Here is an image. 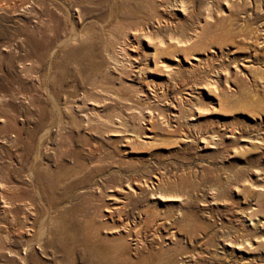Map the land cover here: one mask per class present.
Wrapping results in <instances>:
<instances>
[{"label": "rangeland", "instance_id": "374dc122", "mask_svg": "<svg viewBox=\"0 0 264 264\" xmlns=\"http://www.w3.org/2000/svg\"><path fill=\"white\" fill-rule=\"evenodd\" d=\"M0 185L74 240L37 264H117L89 224L118 264H264V0H0Z\"/></svg>", "mask_w": 264, "mask_h": 264}, {"label": "bare ground", "instance_id": "6f19581e", "mask_svg": "<svg viewBox=\"0 0 264 264\" xmlns=\"http://www.w3.org/2000/svg\"><path fill=\"white\" fill-rule=\"evenodd\" d=\"M176 2V1H175ZM175 4V3H174ZM182 4V3H181ZM177 4L175 8L180 10L182 13H184V8L183 5ZM175 6V5H174ZM172 8V7H171ZM174 8V7H173ZM216 15V14H215ZM206 17V16H205ZM203 22H206L203 20ZM203 22L199 24V29H202L203 27ZM134 31L136 35H133L132 39H137L134 40L135 42H138L139 39H145L147 41V44L150 45L151 43L155 42L152 41V39L155 40V38L151 37V34L146 33L144 31L143 26L141 25H136L134 27ZM189 31V29H188ZM196 31V30H195ZM195 34V32H194ZM197 34V33H196ZM240 34V33H239ZM241 35V34H240ZM254 35V34H253ZM257 36V35H256ZM191 37V36H190ZM255 37V36H254ZM258 37V36H257ZM253 38V37H252ZM258 39V38H257ZM234 40V39H233ZM255 41V39H253ZM65 40H62L61 42L59 41L54 45V47L51 49V52H53L54 49H56L57 46L62 44ZM187 41V40H186ZM184 41V42H186ZM192 41V40H191ZM193 42V41H192ZM177 44H183L182 40H176ZM123 45V42L121 43V46ZM120 46V49H121ZM168 45L165 44L163 41H158L157 45L153 46L154 51L158 49H165L167 48ZM133 51L132 49H130ZM120 53V51H119ZM154 54V52L152 53ZM124 55V60L131 61L128 63V72L129 75H132L133 71H136V74H139L141 71L145 70V67H141L140 62L137 61L136 64L135 58L136 54L133 53H126L123 52ZM253 56V55H252ZM153 57V55H152ZM227 59V57H226ZM248 59V58H247ZM253 59V58H252ZM194 60H198L196 57H194ZM199 61V60H198ZM232 61V59H231ZM230 61V62H231ZM234 61V60H233ZM197 62V61H196ZM238 62V61H237ZM154 63V62H153ZM190 66L195 65V62H189ZM229 63V62H228ZM236 64V63H235ZM156 65V64H155ZM154 65V66H155ZM234 66V64H232ZM231 65V66H232ZM245 66V65H244ZM155 68V67H154ZM173 68V67H172ZM227 68V67H226ZM169 66L166 69V77H168L169 74H171L172 70ZM225 69V68H224ZM250 70V69H249ZM151 71V70H149ZM174 71V70H173ZM248 71V70H247ZM175 72V71H174ZM233 74V72H232ZM251 74V72H250ZM235 75V74H234ZM249 75V74H248ZM119 76V75H118ZM165 76V75H164ZM229 76V75H228ZM251 76H253L251 74ZM233 77V76H232ZM255 77V76H254ZM236 78V77H235ZM257 78V75H256ZM258 80L261 78H257ZM256 79V80H257ZM119 80V79H118ZM89 84V89L94 93L92 97H85L81 102L83 103H90L92 107L96 106L95 101L97 104L98 98L103 100L107 97H111L110 95L115 96V94L108 93L110 90H108L107 86L104 85L103 81V76L102 78H99V80H96V78H90L87 80ZM121 83V82H120ZM124 85V84H123ZM126 85V84H125ZM131 86V85H129ZM107 87V88H106ZM111 88V87H110ZM87 95V93H86ZM109 95V96H108ZM158 96V95H157ZM125 98V97H124ZM90 99V100H87ZM128 99V98H127ZM125 100V99H124ZM100 103V102H99ZM74 104V103H73ZM79 106V105H78ZM129 108V107H128ZM127 108V109H128ZM87 110V109H86ZM129 111V110H128ZM135 111V110H134ZM60 113V112H59ZM81 113V112H80ZM83 113V112H82ZM198 113V112H197ZM86 113L80 114L81 116H85ZM107 115V114H106ZM86 118V117H84ZM192 118V117H191ZM61 119V118H60ZM196 119V118H195ZM111 121V120H110ZM118 121V120H116ZM148 121V120H147ZM113 122V121H112ZM117 123V122H116ZM107 124V123H106ZM109 124V123H108ZM121 124V123H119ZM125 125V124H124ZM100 126V125H99ZM47 127V126H46ZM138 127V126H137ZM103 130V129H102ZM116 130V129H115ZM132 130V129H131ZM99 131V130H98ZM123 131V130H122ZM46 132V131H44ZM118 132V130H117ZM112 133V132H111ZM122 133V132H121ZM124 134V133H123ZM243 139V138H242ZM40 140V139H39ZM113 159V158H112ZM92 168V167H91ZM96 170V169H95ZM35 174V173H34ZM34 175L32 172L28 173V177L32 178ZM85 177V176H84ZM96 177V176H95ZM3 183V182H2ZM11 186V185H10ZM11 188V187H10ZM8 187H5L0 185V209L1 212L4 215H10V217H6L3 219L4 221V226L6 227L5 231L3 234L0 233V256L2 255L1 260L4 262L6 261L7 264H37L36 263V257L34 258V253L33 250L37 248L41 252H46L49 248V246L56 242L59 244V248L61 251H70L73 246L71 245L74 240L68 241V240H63V238L59 235V233L56 231L55 236L52 233V229L48 226L47 220V215H37V209L34 201H32L29 198H26L24 193H17L13 194ZM14 188V187H13ZM98 188V187H97ZM12 189V188H11ZM38 189V188H37ZM36 189V190H37ZM16 190V189H15ZM17 191V190H16ZM160 192V191H159ZM158 195V194H157ZM111 196V195H110ZM161 199V198H160ZM173 199V198H172ZM18 205V206H17ZM18 207V208H17ZM14 209V210H13ZM12 212H14L16 215H12ZM48 214V213H47ZM90 219V218H89ZM83 223V222H82ZM89 223V222H88ZM52 225V224H51ZM83 225V224H82ZM88 225V224H87ZM116 225V224H115ZM3 226V225H2ZM89 227V228H88ZM87 232L85 233V239L84 241L87 243H92L93 245L97 247H103V250L105 253L103 255H107L108 258L110 259H115V262L118 264L119 262L125 263L128 262V257H127V252L125 251L126 249V244H117L114 242V240L106 238V240H102L100 237L99 232L96 230L97 228H94L93 225L89 224L87 226ZM94 228V229H93ZM54 229V228H53ZM116 231V230H115ZM115 231H105L104 234L107 236L106 232L109 233V235H114ZM23 235L24 239L20 245H16V247L12 246H4V244L8 243V245H12V242L16 239L13 237L16 235ZM71 235V234H70ZM129 235V234H128ZM121 238V236L119 237ZM146 239V238H145ZM240 240V239H239ZM12 241V242H11ZM135 241V240H134ZM137 242V241H136ZM11 243V244H10ZM135 243V242H134ZM77 244V243H76ZM245 244V243H244ZM82 245V244H81ZM136 245V244H135ZM240 245V244H239ZM84 246V245H83ZM236 247V245H233ZM95 247V248H97ZM133 247V246H131ZM88 249V248H87ZM94 249V248H93ZM73 250V249H72ZM159 250V249H158ZM153 252V251H152ZM5 253V254H4ZM70 253V252H69ZM89 253V252H88ZM104 256V257H105ZM155 256V255H154ZM98 258V257H97ZM161 258V257H160ZM105 259V258H104ZM94 260V259H93ZM168 260V259H167ZM112 262V260H111ZM106 263V262H105ZM141 263V262H140ZM128 264V263H127ZM153 264V263H152ZM176 264V263H175Z\"/></svg>", "mask_w": 264, "mask_h": 264}]
</instances>
